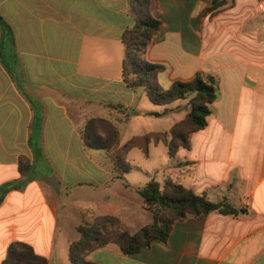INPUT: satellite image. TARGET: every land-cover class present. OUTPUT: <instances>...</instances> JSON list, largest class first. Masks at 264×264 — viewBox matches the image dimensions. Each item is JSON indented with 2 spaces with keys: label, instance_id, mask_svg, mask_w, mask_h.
Instances as JSON below:
<instances>
[{
  "label": "crops",
  "instance_id": "crops-1",
  "mask_svg": "<svg viewBox=\"0 0 264 264\" xmlns=\"http://www.w3.org/2000/svg\"><path fill=\"white\" fill-rule=\"evenodd\" d=\"M157 1L163 26L147 58L166 66L159 87L200 74L212 76L217 90L208 123L190 134L189 147L171 155L168 144L152 143L143 152L161 153L162 178L124 172L83 139L93 118L121 131L167 117L171 126L156 131L164 132L191 109L189 99L156 105L123 81L122 35L135 24L129 0H0L11 29L0 23V264L16 241L48 264H72L69 248L85 217L113 216L133 233L153 224L138 191L153 180L180 183L238 212L188 215L164 244L126 255L111 243L87 260L264 264V0H226L214 15L207 13L211 0ZM22 156L31 165L27 176Z\"/></svg>",
  "mask_w": 264,
  "mask_h": 264
},
{
  "label": "trees",
  "instance_id": "trees-1",
  "mask_svg": "<svg viewBox=\"0 0 264 264\" xmlns=\"http://www.w3.org/2000/svg\"><path fill=\"white\" fill-rule=\"evenodd\" d=\"M226 4V0H211L207 13L214 15ZM129 11L135 18V24L122 35L125 47L123 81L129 88L144 89L150 101L156 105L189 99L191 109L186 118L170 131L135 136L124 145H121V131L112 122L101 118L90 119L83 130L85 146L106 150L114 166L124 172L130 170L125 159L134 148H140L148 155L152 143H165L169 145L171 155H175L179 147H189L190 134L207 125L211 105L217 98L215 82L211 83L214 79L209 75L203 77L198 74L193 80L176 81L170 88L161 89L157 78L165 71L166 66L152 63L147 58L148 50L163 26L158 1L129 0ZM0 23L3 28L11 30L1 16ZM0 56L4 59L2 51ZM20 170L23 176L30 174L31 165L27 157H20ZM138 191L147 207L153 211L154 223L133 233L116 217L100 216L93 220L85 217L78 228L81 238L71 243L69 248L72 264H96L87 260L88 255L111 243L117 244L126 255L149 248L154 243L164 244L175 223L188 215L203 218L213 211L223 214L238 212L227 202H212L206 196L196 194L192 189L172 180H167L164 185L153 180ZM2 264H48V260L39 255L31 245L16 241L9 246Z\"/></svg>",
  "mask_w": 264,
  "mask_h": 264
},
{
  "label": "rangeland",
  "instance_id": "rangeland-1",
  "mask_svg": "<svg viewBox=\"0 0 264 264\" xmlns=\"http://www.w3.org/2000/svg\"><path fill=\"white\" fill-rule=\"evenodd\" d=\"M142 93L143 90H139ZM167 117L164 118H153L150 122L143 121H132L129 125L122 127L121 136L122 143H126L128 140L132 139L135 136H142L151 132L160 131L164 128H169L170 121L167 120ZM153 148L152 154L149 157H146L143 151L139 148L132 149L126 155V163L129 164L130 170L137 177H142L145 170L153 175L155 178H162L163 175V158L161 153L156 152ZM160 149H163L162 146ZM102 153L105 151L100 150ZM97 152V151H93ZM123 164V162H121ZM124 165V164H123ZM124 167V166H123ZM121 167V168H123Z\"/></svg>",
  "mask_w": 264,
  "mask_h": 264
},
{
  "label": "water",
  "instance_id": "water-1",
  "mask_svg": "<svg viewBox=\"0 0 264 264\" xmlns=\"http://www.w3.org/2000/svg\"><path fill=\"white\" fill-rule=\"evenodd\" d=\"M211 83H214V80H211Z\"/></svg>",
  "mask_w": 264,
  "mask_h": 264
}]
</instances>
